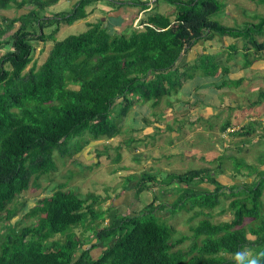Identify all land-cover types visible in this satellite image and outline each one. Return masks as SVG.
Segmentation results:
<instances>
[{
  "label": "trees",
  "instance_id": "obj_1",
  "mask_svg": "<svg viewBox=\"0 0 264 264\" xmlns=\"http://www.w3.org/2000/svg\"><path fill=\"white\" fill-rule=\"evenodd\" d=\"M88 1L80 0L67 16H48L49 7L58 0H0V264H264V206L260 199L264 170L245 165L243 160L233 166L235 174L245 167L248 176L257 172L259 180L233 184L235 177L227 178L220 166L213 173L211 168L196 167L163 178L149 173L129 176L126 188L133 186L134 199L139 200L143 191H153V201L134 214L116 216L106 228L97 223L106 219V212L95 209L98 198L92 193L81 198L67 187L84 169L71 171L66 182L56 183L52 194L35 200L21 219L36 221L21 228L16 227L19 222L12 223L27 204L23 194L45 190L44 182L54 181L60 160L80 153L91 142L124 135L126 130L133 133L122 122L134 101L154 100L156 106L165 100L167 107H173L172 95L193 80L188 72L191 66L195 72L204 71L195 78L199 83L206 75L212 91L227 88L229 83V89L242 90V78L220 76L231 70L217 54L205 53L190 66L180 63L199 42L217 36L245 37L244 67L264 58V41L255 39V35L264 37V16L259 15V22L251 25L254 32L248 31L251 27H227L208 19L220 8L217 0H166L178 10L173 13L175 18L153 13L141 28L135 29L132 22L126 31L114 33L98 22L59 41L56 36L61 24L84 19ZM257 2L264 6V0ZM139 5L146 8L143 2ZM50 27L55 29L46 30ZM231 51L234 59L236 46ZM215 63L224 68L219 75L217 70L212 72ZM185 103L189 105L184 113L196 107L190 100ZM196 104L208 107L200 100ZM143 120L150 123L145 117ZM232 126L226 122L221 131L228 133ZM249 134L242 128L230 136ZM166 187H173V201L164 198ZM226 199H230L233 219L214 223L211 217L217 208H222L221 214L228 211L222 206ZM165 210L172 216L178 210L192 211L190 235L175 238L177 231L163 217ZM196 219L202 220L193 224ZM76 230L94 233L96 243L91 238L80 239ZM57 235L63 240L55 239ZM187 241L186 247L179 248ZM99 243L102 248L94 257ZM250 251L253 255L246 258Z\"/></svg>",
  "mask_w": 264,
  "mask_h": 264
},
{
  "label": "rangeland",
  "instance_id": "obj_2",
  "mask_svg": "<svg viewBox=\"0 0 264 264\" xmlns=\"http://www.w3.org/2000/svg\"><path fill=\"white\" fill-rule=\"evenodd\" d=\"M163 1L161 3L162 0H150L152 10L154 6L157 7L158 11L159 9L163 10L162 8L167 4L166 0ZM257 1L217 0L220 8L217 11L211 12L208 15V19L219 23L222 22L231 27L238 26L246 30L247 27L249 28L252 24L259 22V15L264 16V6ZM93 4L96 5L95 17L74 22L73 24H61L60 31L56 36L59 41L87 31L91 25L98 23V19L96 18L101 16L100 18L102 20L106 16L104 12L97 10L103 3L94 0ZM169 6L168 11H152L151 14L160 13L175 18L173 13L176 12L177 14L178 10L171 5ZM180 6H185V4L182 3ZM57 7H60L61 12L66 11L65 15L67 16L70 7L68 2L60 4ZM107 16H110V14H107ZM105 24L103 23L104 28H106ZM133 26L138 27V22L136 23L135 21ZM254 30L255 28L251 27L248 31L254 32ZM255 39L258 42L264 41V38L262 39L259 35H255ZM225 42L229 45L236 46L239 52L234 56L235 59L233 62V55L229 54L232 51L226 54L220 53L218 56L222 57L220 59L224 65L231 67V71L227 75L230 79H243V84L241 85L242 90H238V88L229 89L231 87V83H229L227 88L216 91L215 94L206 93L205 96V99H210V105L214 102L218 103L221 101L225 110L220 107L217 112V108L213 106L212 108L215 109L216 113L211 115L213 112L212 108H204L195 104L196 107L194 109L188 113L183 112L189 105V103L185 102L194 99L191 103H196L195 98L190 93L193 92V87L198 84V79L195 76L204 72H195V66H191L188 68L190 70H186L192 75L191 79L193 80L187 79L188 81L182 85V88L172 95L171 101L173 107H167L165 100L156 106L153 105L154 100L144 103L141 100L138 103L134 101V105L122 122L125 128L132 129L134 132L129 134L127 133L129 130H126L127 132L124 135H119L108 140L100 139L91 142L80 153L75 154L67 160H60L58 162L60 170L54 177L52 183L44 182V186L47 187L45 190H39L33 194L29 192L23 194L24 197L22 199H25L27 204L22 212L13 219L12 223L16 224V222H19L16 224V227L21 228L24 224H30L36 221L34 219H24L21 221V219L34 206L35 200L52 194L56 186L55 184L66 182V176L71 171H80L82 169H84V172L81 175H74L68 182L67 187H71L77 193H80L82 198H86L92 192L101 194L102 198L108 197L100 205L105 209L106 206L118 208L122 214L133 210L139 211L143 207V205L139 206L134 203L136 200L134 199V190L132 189L124 194V198L120 203H115L120 192L127 186V177L132 175L141 176V174L147 172L163 178L169 173L182 174L196 167H204L205 170L211 168V172L213 173L217 172L220 166L222 168L221 170L226 172L227 178H230L229 176L235 177V181H232L233 184L235 183L240 186L245 182L250 184L253 181L259 180L260 176H258L257 172L248 176L249 170L243 167L240 168V173L235 174L233 166L238 163L240 164V161L243 160L245 165L253 166L258 171L261 169L264 170V164H260L264 158V96H261V93L264 92V58L258 60V63L255 62L248 67H243L245 63L243 53H246L247 38L242 37L237 41L230 38L228 41L225 39ZM51 46L50 42L47 45V51ZM42 47L43 44L41 43L37 48L40 51ZM205 47L213 53L219 50L216 45L211 43H208ZM197 49L200 52L202 51L201 48ZM46 52L38 57L36 66L42 63L47 55ZM36 56H39V52ZM193 63L194 61H190L188 64L192 65ZM216 65V69L214 71L211 70L212 72L216 73L217 70L218 74L219 71H224V68L219 64ZM30 67L31 65L27 69ZM224 75H222V72L220 73L221 77L228 78ZM203 76L207 77L204 74ZM259 96L262 97L263 101H260L261 98ZM252 103H255V105L253 106ZM144 117L149 120V124L144 122ZM226 122L229 124L232 123L233 125L228 133L221 131V126ZM145 124L147 126L146 128H144ZM242 128H245V130L248 129L250 134L246 136H230L231 132ZM130 139H133V141H130ZM101 152H104V154ZM99 154H102V157H99ZM117 155H120V157ZM98 163L99 165H97ZM221 178L223 179V177ZM172 188L166 187L163 189L166 194L164 198L168 199L167 201H173ZM149 195L152 196L150 192L144 191L139 194V198H146ZM260 199L264 206V190ZM229 202L230 199H226L222 205L223 208L228 210L226 213H220L222 208L215 210L211 217L214 223L233 219ZM145 204L147 205L148 203ZM121 208H123V211ZM125 208H128V211ZM174 213L175 216H172L165 210L162 214L163 217L167 218V223L176 229L177 234L175 238H179L183 234L190 235L189 226L191 223L189 222V218L193 212L178 210ZM113 217H109L106 220H97V223L101 224V228H106ZM201 220L196 219L193 224H197ZM75 232L80 239L86 241L91 238L92 243H96L94 233L87 231L81 234L79 230ZM249 238L254 240L256 237L249 235ZM55 239L63 240L59 235ZM188 244L189 242L187 241L179 246V248H184ZM97 246L99 248L94 251V257L100 253L99 249L102 248L101 243ZM252 255L253 253L250 251L245 254V257L250 258Z\"/></svg>",
  "mask_w": 264,
  "mask_h": 264
},
{
  "label": "crops",
  "instance_id": "obj_3",
  "mask_svg": "<svg viewBox=\"0 0 264 264\" xmlns=\"http://www.w3.org/2000/svg\"><path fill=\"white\" fill-rule=\"evenodd\" d=\"M142 1L146 2V4H147L146 8L140 7L139 2H142ZM184 1H191V0H184ZM66 2H68L70 4L69 13H71V11L74 9L76 4L78 2H80V0H58L56 5H51V7H49V10L46 12V15L50 16L51 14H62V15L66 14V11L61 12L60 7H57L58 5L66 3ZM88 2H89V5L86 7V9H87L86 12L88 15L80 21H84L90 17H95L94 13H96V11H95L96 5L95 4L92 5L94 0H90ZM96 2L103 3L97 10H101L102 12H104L106 14V16H104V18L102 20L100 18L101 16L99 18H96V19H98V22L106 23L105 27L108 29V31L110 33L119 32V31L122 32V30L127 29L128 25H130L132 22L137 20L140 16L142 17V19H145V18H147V16H149L152 13V11L165 12V11H168V9L170 8V6L168 4H165V7L162 8L163 10L159 9V11H158L157 7H155V6L152 10V5H150V0H102V1L96 0ZM163 2L164 1L162 0L161 3H163ZM107 14L108 15L110 14V16H107ZM228 27L236 28L238 26H232V27L228 26ZM54 29H55L54 27H52V28L50 27L46 30H54ZM263 38L264 37H262V39ZM225 39H226V41H228V39H230V37L217 36L214 39L207 41L206 43L199 42L197 45H195L191 49V51L188 54L183 55L180 63L182 65L187 64L190 66V64H188L190 61H194L196 58H198L199 56H203L205 53L217 54V55L220 53H225V54L228 53L229 51H231L232 45L227 44V42H225ZM231 39H233V38H231ZM233 40L237 41L238 39H233ZM208 43L216 45L219 50L215 53L210 52L205 47ZM197 48H201L202 51L200 52ZM243 57H244V53H243ZM234 59L232 60V62L234 61ZM244 59H245V57H244ZM234 63L236 64V62H234ZM244 65H245V63L243 64V67H244ZM232 67H234V65H232ZM217 75H219V73ZM201 78H202L201 81H199V83L197 82L199 85L194 84L195 86L193 87V92L190 94L193 95V97L195 98V101L200 100V101L206 102V105L208 106V105H210V101H209L210 99L209 100L205 99L206 93L215 94L214 93L215 91H212L209 88L208 83H210V81H208L207 78H205V77L204 78L201 77ZM193 100L194 99H192L190 101H193ZM193 104H196V103H193ZM213 106H216V107L221 106L222 109L225 110L224 106H222L221 101H219L218 103L214 102V103H212V105H210L208 107L212 108ZM204 108H207V107H204ZM212 111L213 112L211 115L216 113L215 109H213V108H212ZM217 112H218V110H217ZM200 143H202V142H200ZM140 201H141L142 205L145 206L146 205L145 203H148L147 205H149L150 203H152L153 200H152V196L149 195L146 198H140Z\"/></svg>",
  "mask_w": 264,
  "mask_h": 264
},
{
  "label": "clouds",
  "instance_id": "obj_4",
  "mask_svg": "<svg viewBox=\"0 0 264 264\" xmlns=\"http://www.w3.org/2000/svg\"><path fill=\"white\" fill-rule=\"evenodd\" d=\"M143 2V1H142ZM144 4H145V6H147V4H146V2H143ZM143 13V12H142ZM142 15V14H141ZM147 18H145V19H140V17L137 19V20H135L136 21V23L138 22V27H134L135 29L136 28H141L142 27V25H143V21H145ZM134 21V22H135ZM133 22V23H134ZM140 22H141V24H140ZM221 24H223L222 22H221ZM223 25H225V24H223ZM225 26H227V25H225ZM228 27V26H227ZM145 173H147V172H145ZM160 178V177H159ZM127 188L125 187L121 192H120V194H119V196H118V198L116 199V201H115V203H120L121 202V200L124 198V194L126 193V192H128L129 190H134L133 189V187H131V189H127ZM156 189L157 188H154V190L156 191ZM144 192V191H143ZM148 192H150L151 194H152V196H153V191H148ZM142 193V192H141ZM80 194V193H79ZM90 194V193H89ZM92 194H94L98 199H97V201H96V204H95V209L97 210L98 209V211H104V212H106V219L108 218L109 219V217H112V216H114L113 218H112V221L110 222V224L114 221V219L116 218V216H119V215H121V216H123V215H125V214H122V213H120V211H119V209L118 208H112L111 206H106V209L105 208H103L100 204L101 203H103L105 200H107L108 199V197H103L102 198V196H101V194H98V193H96V192H92ZM133 195L135 196L136 195V193H134L133 192ZM80 197H81V194H80ZM82 198V197H81ZM92 202V200H90L89 201V203H91ZM134 203H136L137 205H142V203H141V201H140V198H139V200H137L136 202H134ZM157 204V203H156ZM145 206H147V205H145ZM145 206H143L142 208H141V210L145 207ZM122 209V211H123V208H121ZM125 210L126 211H128V208H125ZM141 210H139V211H141ZM113 211H114V213H113ZM134 212H137V211H130V212H128V213H130V214H134ZM105 219V220H106ZM100 220V219H99Z\"/></svg>",
  "mask_w": 264,
  "mask_h": 264
},
{
  "label": "bare ground",
  "instance_id": "obj_5",
  "mask_svg": "<svg viewBox=\"0 0 264 264\" xmlns=\"http://www.w3.org/2000/svg\"><path fill=\"white\" fill-rule=\"evenodd\" d=\"M16 155V154H15ZM240 178V177H239Z\"/></svg>",
  "mask_w": 264,
  "mask_h": 264
}]
</instances>
